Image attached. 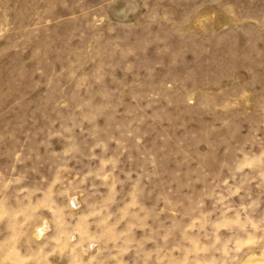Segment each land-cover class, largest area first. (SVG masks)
Masks as SVG:
<instances>
[{
	"label": "rangeland",
	"instance_id": "1",
	"mask_svg": "<svg viewBox=\"0 0 264 264\" xmlns=\"http://www.w3.org/2000/svg\"><path fill=\"white\" fill-rule=\"evenodd\" d=\"M0 264H264V0H0Z\"/></svg>",
	"mask_w": 264,
	"mask_h": 264
}]
</instances>
